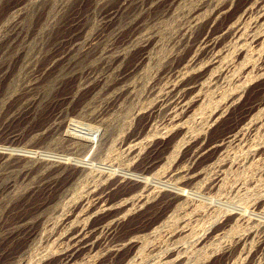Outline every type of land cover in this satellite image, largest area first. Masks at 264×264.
I'll use <instances>...</instances> for the list:
<instances>
[{
  "label": "rangeland",
  "instance_id": "rangeland-1",
  "mask_svg": "<svg viewBox=\"0 0 264 264\" xmlns=\"http://www.w3.org/2000/svg\"><path fill=\"white\" fill-rule=\"evenodd\" d=\"M81 1L0 0V264H264V0Z\"/></svg>",
  "mask_w": 264,
  "mask_h": 264
},
{
  "label": "bare ground",
  "instance_id": "bare-ground-1",
  "mask_svg": "<svg viewBox=\"0 0 264 264\" xmlns=\"http://www.w3.org/2000/svg\"><path fill=\"white\" fill-rule=\"evenodd\" d=\"M13 1H14V0H13ZM80 1H81V0H80ZM82 1H83V0H82ZM82 1H81V3H82ZM84 1H85V0H84ZM105 1H106V0H105ZM119 1H120V0H119ZM121 1H122V0H121ZM124 1H125V0H124ZM143 1L145 2L146 0H142V1H141V2H142L141 4H144ZM159 1H161V0H159ZM162 1H163V0H162ZM170 1H171V0H166V1H164V2L167 3V2H170ZM172 1H174V0H172ZM180 1H181V0H180ZM77 2H78V1H77ZM108 2H109V0H108ZM117 2H118V1H117ZM137 2H138V1H137ZM139 2H140V1H139ZM146 2H147V1H146ZM148 2H149L150 4H152V3L154 2V0H148ZM155 2H156V1H155ZM164 2H163V3H164ZM177 2H178V1H177ZM230 2H231V1H230ZM97 3H98V2H97ZM99 3H100V2H99ZM102 3H103V2H102ZM104 3H105V2H104ZM104 3H103L102 5H104ZM159 3H161V2H159ZM179 3H180V2H179ZM123 4H124V3H123ZM128 4H129V3H128ZM128 4H127V5H128ZM145 4H146V3H145ZM161 4H162V3H161ZM161 4H160V5H161ZM170 4H171V3H170ZM176 4H177V3H176ZM106 5H108V4H105V6H106ZM114 5H117V4L115 3ZM121 5H122V4H121ZM130 5H131V4H130ZM152 5H153V4H152ZM156 5H157V4H156ZM25 6H26V5H25ZM75 6H76V5H75ZM111 6H112V5H111ZM122 6H123V5H122ZM122 6H121V7H122ZM141 6H142V5H141ZM154 6H155V5H154ZM131 7H132V6H131ZM133 7H134V6H133ZM135 7H136V6H135ZM151 7H152V6H151ZM158 7H160V6H158ZM158 7H157V8H158ZM169 7H170V5H169ZM263 7H264V6H263ZM47 8H48V7H47ZM71 8H73V7H71ZM81 8H82V7H81ZM107 8H108V7H107ZM122 8L124 9L125 6L122 7ZM122 8H121V9H122ZM128 8H129V7H128ZM139 8H140V6H139ZM154 8H155V7H154ZM208 8H209V7H208ZM246 8H247V7H246ZM252 8H253V7H252ZM83 9H84V8H83ZM103 9H104V7H103ZM105 9H106V7H105ZM110 9H111V8H110ZM116 9H117V8H116ZM125 9H126V8H125ZM125 9H124V10H125ZM129 9H130V8H129ZM141 9H142V8H141ZM146 9H147V8H146ZM167 9H168V8H167ZM261 9H263V8H261ZM75 10H76V9H75ZM119 10H120V7H119L118 11H116V12L119 13ZM150 10H151V9H149V11H150ZM157 10H159V9H157ZM157 10H156V11H157ZM161 10H162V9H161ZM207 10H208V9H207ZM245 10H246V9H245ZM254 10H255V9H254ZM49 11H50V10H49ZM128 11H129V10H128ZM219 11H220V10H219ZM243 11H244V10H243ZM70 12H71V10H70ZM80 12H81V11H80ZM100 12H102V10H101ZM104 12H105V11H104ZM109 12H110V11H109ZM112 12H113V10H112ZM114 12H115V11H114ZM120 12H121V10H120ZM130 12H131V11H130ZM146 12H147V11H146ZM151 12H152V11H151ZM259 12H260V11H259ZM64 13L66 14V12H63V14H64ZM121 13H122V12H121ZM127 13H128V12H126L125 15H127ZM260 13L263 14L262 12H260ZM72 14H73V13H72ZM72 14H71V16H72ZM77 14H78V13H77ZM66 15H67V14H66ZM66 15H64V17H65ZM73 15H74V14H73ZM106 15H107V14H105L104 16H106ZM108 15H111V14L108 13ZM108 15H107V16H108ZM121 15H122V14H121ZM123 15H124V13H123ZM128 15H129V13H128ZM128 15H127V16H128ZM131 15H133V12H132ZM135 15H136V17H137V14H135ZM138 15H139V14H138ZM201 15H202V14H201ZM217 15H218V14H217ZM219 15H220V14H219ZM243 15H244V14H243ZM45 16H46V15H45ZM67 16L69 17V14H68ZM76 16H77V15H76ZM76 16H74V17H76ZM81 16H82V15H81ZM112 16H113V15H112ZM119 16H120V15H119ZM223 16H224V15H223ZM260 16H262V15H260ZM74 17H73V18H74ZM114 17H115V15H114ZM123 17H124V16H123ZM128 17H130V16H128ZM134 17H135V16H134ZM136 17H135V18H136ZM234 17H235V16H234ZM237 17H238V16H237ZM14 18H15V17H14ZM66 18H67V17H66ZM240 18H241V17H240ZM71 19H72V17H71ZM76 19H78V18H76ZM101 19H103V18H101ZM111 19H112V17H111ZM114 19H115V18H114ZM251 19H252V18H251ZM73 20H75V19H73ZM78 20H79V19H78ZM81 20H82V18H81ZM81 20H79V22H80ZM103 20H104V19H103ZM143 20H144V19H143ZM75 21H76V20H75ZM112 21H113V20H112ZM115 21H116V20H115ZM117 21H118V20H117ZM133 21H134V19H133ZM137 21H138V20H137ZM82 22H83V20L81 21V23H82ZM128 22H129V21H128ZM138 22H139V21H138ZM138 22H137V23H138ZM219 22H220V21H219ZM258 22H260V21H258ZM262 22H263V21H262ZM73 23H74V22H73ZM129 23H130V22H129ZM129 23H128V24H129ZM260 23H261V22H260ZM75 24H76V23H75ZM75 24H74V25H75ZM105 24H106V23H105ZM109 24H110V23H109ZM117 24H118V23H117ZM133 24H134V23H133ZM231 24H232V23H231ZM237 24H238V23H237ZM237 24H236V25H237ZM65 25H66V24H65ZM82 25H83V24H82ZM82 25H81V26H82ZM111 25H112V24H111ZM115 25H116V24H115ZM129 25H130V24H129ZM180 25H181V24H180ZM183 25H184V24H183ZM233 25H234V24H233ZM233 25H232V26H233ZM14 26H15V25H14ZM63 26H64V24H63ZM71 26H72V25H71ZM77 26H78V25H77ZM77 26H76V27H77ZM81 26H80V27H81ZM191 26H192V25H191ZM239 26H240V25H239ZM113 27H115V26L113 25ZM117 27H118V26H117ZM129 27H130V26H129ZM136 27H137V26H136ZM9 28H10V27H9ZM9 28H8V29H9ZM78 28H79V27H78ZM104 28H106V25H105ZM108 28H109V27H108ZM115 28H116V27H115ZM215 28H216V27H215ZM237 28H238V27H237ZM8 29H7V30H8ZM12 29H13V28H12ZM81 29H82V27H81ZM111 29H112V28H111ZM117 29H119V28H117ZM225 29H226V28H225ZM259 29H260V27H259ZM75 30H76V28H75ZM103 30H106V29H103ZM135 30H136V29H135ZM233 30H234V29H233ZM263 30H264V29H263ZM263 30H262V31H263ZM11 31H12V30H11ZM16 31H17V30H16ZM19 31H20V30H19ZM72 31H73V30H72ZM79 31H80V30H79ZM255 31H258V30H255ZM260 31H261V30H260ZM74 32H75V31H74ZM80 32H81V31H80ZM113 32H114V31H113ZM115 32H116V31H115ZM126 32H129V33H130V31H126ZM234 32H235V31H234ZM9 33H11V32H8V34H9ZM64 33H65V32H64ZM76 33H77V32H75V34H76ZM117 33H118V31H117ZM117 33H116V34H117ZM137 33H138V32H137ZM259 33H260V32H259ZM20 34H21V33H20ZM75 34H73V35H75ZM118 34H119V33H118ZM121 34H122V33H121ZM253 34H254V33H253ZM10 35H12V34H10ZM17 35H18V34H17ZM71 35H72V34H71ZM76 35H77V34H76ZM102 35H103V34H102ZM130 35H132V34H130ZM130 35H129V36H130ZM204 35H205V34H204ZM262 35H263V34H262ZM15 36H16V35H15ZM93 36H94V35H93ZM116 36H117V35H115V37H116ZM119 36H120V38L122 37V35H120V34H119ZM218 36H219V35H218ZM7 37L9 38V36H7ZM11 37H12V36H11ZM202 37H203V36H202ZM253 37H254V36H253ZM257 37H258V36H257ZM263 37H264V36H263ZM118 38H119V37H118ZM118 38H117V39H118ZM230 38H231V36H230ZM10 39H11V38H10ZM13 39H14V38H13ZM76 39H77V37H76ZM235 39H236V38H235ZM243 39H244V38H243ZM253 39H254V38H253ZM69 40H71V42H73L72 39H69ZM69 40H68V41H69ZM200 40H202V39H200ZM223 40H224V39H223ZM68 41H67V42H68ZM74 41H75V40H74ZM116 41H117V40H116ZM118 41H119V39H118ZM196 41H197V40H196ZM226 41H227V40H226ZM244 41H245V40H244ZM251 41H252V40H251ZM89 42H90V41H89ZM208 42H209V41H208ZM0 43H1V42H0ZM3 43H4V42H3ZM93 43H94V42H92V44H93ZM98 43H99V42H98ZM180 43H181V42H180ZM197 43H198V42H197ZM203 43H204V42H203ZM1 44H2V43H1ZM5 44H6V42H5ZM66 44H67V43H66ZM66 44H64V45H66ZM68 44L70 45V42H69ZM68 44H67V45H68ZM73 44H75V43H73ZM90 44H91V43H90ZM90 44H88V45H90ZM109 44H110V43H109ZM223 44H224V43H223ZM244 44H245V43H244ZM2 45H3V44H2ZM78 45H79V44H78ZM188 45H189V44H188ZM202 45H203V44H202ZM229 45H230V41H229ZM0 46H1V45H0ZM72 46H73V45H72ZM72 46H71V47H72ZM75 46H76V44H75ZM90 46H91V45H90ZM225 46H226V45H225ZM3 47H4V46H3ZM65 47H66V46H65ZM71 47H70V48H71ZM88 47H89V46H88ZM231 47H232V46H231ZM1 48H2V47H1ZM73 48H74V47H73ZM82 48H83V47H82ZM86 48H87V47H86ZM91 48H92V46H91ZM91 48H90V49H91ZM60 49H61V48H60ZM65 49H66V48H65ZM90 49H88V50H90ZM261 49H262V48H261ZM58 50H59V49H58ZM62 50H63V48H62ZM85 50H87V49H85ZM118 50H119V49H118ZM221 50H222V49H221ZM229 50H230V49H229ZM246 50H247V49H246ZM0 51H2V50H0ZM67 51H68V50H67ZM74 51H75V50H74ZM77 51H78V48H77ZM79 51H80V50H79ZM79 51H78L77 53H80ZM83 51H84V50H83ZM215 51H216V50H215ZM217 51H218V50H217ZM224 51H225V50H224ZM254 51H255V50H254ZM57 52H58V51H57ZM75 52H76V51H75ZM59 53H60V52H59ZM61 53H62V51H61ZM61 53H60V54H61ZM67 53H68V52H67ZM67 53H66V54H67ZM69 53H70V52H69ZM77 53H76V54H77ZM82 53H84V52H82ZM82 53H81V54H82ZM85 53H87V52H85ZM89 53H90V52H89ZM172 53H173V52H172ZM262 53H263V52H262ZM60 54H59V55H60ZM63 54H65V53H63ZM66 54H65V56H66ZM255 54H256V53H255ZM255 54H254V55H255ZM84 55H85V54H84ZM256 55H257V54H256ZM259 55H260V54H259ZM61 56H62V55H61ZM70 56H71V54H70ZM74 56H76V55L74 54ZM82 56H83V55H82ZM119 56H120V55H119ZM195 56H196V55H195ZM54 57H55V56H54ZM56 57H58V56H56ZM56 57H55V59H57ZM59 57H60V56H59ZM62 57H63V56H62ZM62 57H61V60H63V59L66 60L69 56H67L66 59H65V57L62 59ZM117 57H118V56H117ZM197 57H198V56H197ZM218 57H219V56H218ZM71 58H72V57H70V60H71ZM73 58H74V57H73ZM82 58H83V57H82ZM179 58H180V57H179ZM189 58H190V57H189ZM114 59H115V58H114ZM177 59H178V58H177ZM181 59H182V58H181ZM191 59H192V58H191ZM256 59H257V58H256ZM57 60H58V59H57ZM64 60H63V61H64ZM68 60H69V59H68ZM58 61H59V60H58ZM76 61H77V60H76ZM79 61H80V59H79ZM79 61H78V62H79ZM188 61H189V60H188ZM191 61H192V60H191ZM112 62H113V61H112ZM205 62H206V61H205ZM212 62H213V61H212ZM232 62H233V61H232ZM247 62H248V61H247ZM88 64H90V63H88ZM110 64H111V63H110ZM134 64H135V63H134ZM185 64H186V63H185ZM187 64H188V63H187ZM197 65H198V64H197ZM48 66H49V65H48ZM63 66H64V65H63ZM63 66H62V67H63ZM109 66H110V65H109ZM112 66H113V65H112ZM237 66H238V65H237ZM52 67H53V66H52ZM71 67H72V66H71ZM71 67H70V69H71ZM107 67H108V66H107ZM133 67H134V66H133ZM167 67H168V66H167ZM229 67H230V66H229ZM252 67H253V66H252ZM47 68H48V67H47ZM54 68H55V66H54ZM65 68H66V66H65ZM68 68H69V67H68ZM74 68H75V66H74ZM110 68H111V66H110ZM131 68H132V65H131ZM177 68H178V67H177ZM222 68H223V67H222ZM238 68H240V66H239ZM63 69H64V68H63ZM76 69H78V68L76 67ZM76 69H75V70H76ZM81 69H82V68H81ZM175 69H176V68H175ZM184 69H185V68H184ZM223 69H224V68H223ZM260 69H261V68H260ZM0 70H1V69H0ZM72 70H73V69H72ZM72 70H71V72H72ZM123 70H124V69H123ZM129 70H130V69H128L127 71H129ZM193 70H194V69H193ZM247 70H248V69H247ZM255 70H256V69H255ZM3 71H4V70H3ZM3 71L1 70V72H3ZM44 71H45V70H44ZM77 71H78V70H77ZM86 71H87V70H86ZM179 71H180V70H179ZM186 71H187V70H186ZM189 71H190V70H189ZM236 71H237V70H236ZM67 72H68V71H67ZM67 72H66V74H67ZM81 72H82V71H81ZM83 72H84V71H83ZM93 72H94V71H93ZM232 72H233V71H232ZM250 72H251V71H250ZM73 73H74V72H73ZM91 73H92V72H91ZM121 73H124V72H121ZM126 73H127V72H126ZM187 73H188V72H187ZM208 73H209V72H208ZM225 73H226V72H225ZM235 73H236V72H235ZM0 74H1V73H0ZM69 74H70V72H69ZM77 74H78V73H77ZM79 74L81 75V73H79ZM87 74H89V73H86L85 76H87ZM118 74L120 75V73H118ZM169 74H170V73H169ZM180 74H181V72H180ZM185 74H186V73H185ZM251 74H252V73H251ZM70 75H71V74H70ZM74 75H75V74H73V76H74ZM91 75H92V74H91ZM94 75H95V74H94ZM121 75L123 76V74H121ZM181 75H182V74H181ZM198 75H199V74H198ZM242 75H243V74H242ZM248 75H249V74H248ZM0 76H1V75H0ZM67 76H68V75H67ZM78 76H79V75H78ZM78 76H77V77H78ZM243 76H245V75H243ZM257 76H258V75H257ZM87 77H88V76H87ZM92 77H93V75H92ZM117 77H118V76H117ZM117 77H116V78H117ZM207 77H208V76H207ZM231 77H232V76H231ZM74 78H75V77H74ZM80 78H81V76H80ZM120 78H121V77H120ZM200 78H201V77H200ZM211 78H212V77H211ZM236 78H237V77H236ZM255 78H257V77H255ZM98 79H99V78H98ZM118 79H119V78H118ZM118 79H117V82H118ZM174 79H175V78H174ZM174 79H173V80H174ZM177 79H179V78H177ZM251 79H252V78H251ZM257 79H258V78H257ZM66 80H67V79H66ZM68 80H69V78H68ZM68 80H67V81H68ZM90 80H91V79H90ZM94 80H97V76H96V79H94ZM114 80H115V79H114ZM119 80H120V79H119ZM166 80H167V79H166ZM179 80H180V79H179ZM182 80H184V78H183ZM185 80H186V79H185ZM193 80H194V79H193ZM236 80H237V79H236ZM69 81H70V80H69ZM88 81H89V80H88ZM123 81H124V80H123ZM175 81H178V80H175ZM188 81H189V80H188ZM248 81H251V80H248ZM83 82H84V81H83ZM117 82H116V83H117ZM119 82H120V81H119ZM164 82H165V81H164ZM168 82H169V81H168ZM179 82H181V81H179ZM184 82H185V81H184ZM202 82H204V81H202ZM202 82H201V83H202ZM252 82H253V80H252ZM65 83H66V82H65ZM84 83H85V82H84ZM90 83H91V82H90ZM92 83H93V81H92ZM96 83H97V82H96ZM120 83H121V82H120ZM181 83H183V82H181ZM181 83H180V84H181ZM190 83H191V82H190ZM246 83H247V82H246ZM79 84H80V83H79ZM85 84H86V83H85ZM99 84H100V83H98V85H99ZM163 84H164V83H163ZM176 84H177V83H175L174 85H170V86L168 87V90H167L166 93L169 94L170 96H172L173 98H174L175 96H178L177 99H179V100H177V101H178V102H177V105L174 106L175 108L173 107L174 110H171V111H174L175 116L177 117V115H179V114L182 112L183 108L185 107V103L183 102V100H184L183 98H185L187 95H186V93H185L186 96L183 95L182 93H181L182 95H181V94L179 95V92H180L182 89H184V88H183L184 86H183V87H182V86H177L179 83H178L177 85H176ZM183 84H184V83H183ZM188 84H189V83H188ZM195 84H196V83H195ZM203 84H204V83H203ZM239 84H240V83H239ZM88 85H89V84H88ZM90 85H92V84H90ZM90 85H89V86H90ZM114 85H115V84H114ZM185 85H186V83H185ZM205 85H206V84H205ZM241 85H242V84H241ZM247 85H248V84H247ZM84 86L87 87L86 85H84ZM94 86H95V83H94ZM112 86H113V83H112ZM190 86H193V85L191 84ZM237 86H238V84H237ZM33 87H34V86H33ZM33 87H32V88H33ZM97 87H98V86H97ZM110 87H111V86H110ZM160 87H161V86H160ZM91 88H92V87H91ZM95 88H96V87H95ZM102 88H103V87H102ZM158 88H159V87H158ZM185 88H186V87H185ZM192 88H193V87H192ZM198 88H199V87H198ZM233 88H234V87H233ZM241 88H242V87H241ZM246 88H247V86H246ZM246 88H245V89H246ZM92 89H93V88H92ZM186 89H187V88H186ZM190 89H191V88H190ZM201 89H202V88H201ZM184 90H185V89H184ZM219 90H220V89H219ZM238 90H239V89H238ZM32 91H33V90H32ZM71 91H72V90H71ZM182 91H183V90H182ZM194 91H195V90H194ZM243 91H244V90H243ZM183 92H184V91H183ZM188 92H189V91H188ZM188 92H187V93H188ZM199 92H200V91H199ZM30 93H33V92H29V94H30ZM150 93H151V92H150ZM197 93H198V92H197ZM114 94H115V93H114ZM30 95H31V94H30ZM162 95H164V94H162ZM169 95H168V97H169ZM197 95H198V94H197ZM218 95H219V94H218ZM226 95H227V94H226ZM226 95H225V97H226ZM33 96H34V95H33ZM35 96H36V95H35ZM55 96H56V95H55ZM63 96H64V95H63ZM184 96H185V97H184ZM193 96H194V95H193ZM240 96H241V95H240ZM25 97H26V96H25ZM29 97H30V96H29ZM59 97H60V95H59ZM61 97H62V96H61ZM61 97H60V98H61ZM223 97H224V96H223ZM32 98H33V97H32ZM34 98H35V97H34ZM52 98H53V97H52ZM52 98H51V99H52ZM55 98H56V97H55ZM186 98H187V97H186ZM24 99H25V98H24ZM24 99H23V100H24ZM26 99H28V98H26ZM36 99H37V98H36ZM38 99H39V98H38ZM57 99H58V98H57ZM57 99H55V100L57 101ZM64 99H65V98H64ZM64 99H63V100H64ZM169 99H171V97H170ZM236 99H237V97H236ZM28 100H29V99H28ZM28 100H27V101H28ZM68 100H69V98H68ZM148 100H149V99H148ZM166 100H167V99H166ZM175 100H176V99H175ZM187 100H188V99H187ZM223 100H224V99H223ZM42 101H43V100H42ZM42 101L40 100V102H42ZM48 101H49V100H48ZM52 101L54 102V100H52ZM169 101H170V100H169ZM169 101H168V102H169ZM171 101H174V100H171ZM171 101H170V102H171ZM189 101H190V100H189ZM23 102H24V101H23ZM28 102H31V101L29 100ZM32 102H33V101H32ZM35 102H36V101H35ZM53 102H52V103H53ZM57 102H58V101H57ZM66 102H67V101H66ZM70 102H71V101H70ZM168 102L165 101L164 104H165V103H168ZM174 102H175V101H174ZM186 102H187V101H186ZM45 103H46V102H45ZM50 103H51V102H50ZM60 103H61V102H60ZM60 103H59V104H60ZM153 103H154V101H153ZM217 103H218V102H217ZM221 103H222V102H221ZM232 103H233V102H232ZM29 104H30V103H29ZM47 104L49 105V103H47ZM55 104H56V103H55ZM59 104H57V105H59ZM68 104H69V102H68ZM68 104H67V105H68ZM155 104H156V103H155ZM175 104H176V103H175ZM35 105H36V104H35ZM53 105H54V103H53ZM64 105H65V104H64ZM167 105H169V104H167ZM171 105H172V104H171ZM188 105H189V104H188ZM228 105H229V104H228ZM26 106H28V105H26ZM32 106H33V105H32ZM32 106H31V107H32ZM37 106H38V105H37ZM45 106H47V105H45ZM65 106H66V105H65ZM23 107H24V106H23ZM58 107H59V106H58ZM61 107H64V106H61ZM61 107H59V108H61ZM139 107H140V106H139ZM144 107H145V106H144ZM144 107H143V108H144ZM167 107L169 108V106H167ZM245 107H246V106H245ZM27 108H28V111H29V107H27ZM34 108H35V107H34ZM59 108H56V110L59 109ZM64 108H65V107H64ZM143 108H142V109H143ZM148 108H149V107H148ZM171 108H172V106L170 107V109H171ZM173 108H172V109H173ZM218 108H219V107H218ZM25 109H26V108H25ZM62 109H63V108H62ZM155 109H156V108H155ZM225 109H226V108H225ZM227 109H228V108H227ZM30 110H31V109H30ZM60 110H61V109H60ZM138 110H139V108H138ZM222 110H223V109H222ZM232 110H233V109H232ZM262 110H263V109H262ZM34 111H35V110H34ZM34 111H33V112H34ZM51 111H52V110H51ZM143 111H144V110H143ZM167 111H168V110H167ZM191 111H192V110H191ZM215 111H216V110H215ZM224 111H225V110H224ZM52 112H53V111H52ZM54 112H55V111H54ZM58 112H59V110H58ZM61 112H62V111H61ZM63 112H64V111H63ZM136 112H137V111H136ZM168 112H169V111H168ZM34 113H35V112H34ZM137 113H138V112H137ZM174 113H173V114H174ZM32 114H33V113H32ZM35 114H36V113H35ZM61 114H62V113H61ZM61 114H60V115H61ZM149 114H150V113H149ZM207 114H208V113H207ZM207 114H206V115H207ZM262 114H263V113H262ZM33 115H34V114H33ZM217 115H218V114H217ZM256 115H257V114H256ZM20 116H21V114H20ZM62 116H63V114H62ZM66 116H67V115H66ZM148 116H149V115H148ZM171 116H172V115H171ZM211 116H212V115H211ZM258 116H259V115H258ZM56 117H57V116H56ZM188 117H189V116H188ZM226 117H227V116H226ZM233 117H234V116H233ZM238 117H239V116H238ZM259 117H260V116H259ZM20 118H21V117H20ZM57 118H59V117H57ZM172 118H174V117H172ZM55 119H56V118H55ZM55 119H54V120H55ZM59 119H60V118H59ZM59 119H58V120H59ZM158 119H159V118H158ZM163 119H164V118H163ZM202 119H203V118H202ZM228 119H229V118H228ZM237 119H238V118H237ZM252 119H253V118H252ZM173 120H174V119H173ZM177 120H178V119H177ZM198 120H199V119H198ZM203 120H204V119H203ZM208 120H209V119H208ZM213 120H214V119H213ZM213 120H212V121H213ZM233 120H234V119H233ZM59 121L62 122V119L59 120ZM130 121H131V119H130ZM175 121H176V120H175ZM234 121H235V120H234ZM245 121H246V120H245ZM256 121H257V120H256ZM54 122H55V121H54ZM56 122H57V121H56ZM131 122H132V121H131ZM144 122H145V121H144ZM149 122H150V121H149ZM162 122L165 123V121H162ZM199 122H200V120H199ZM251 122H252V121H251ZM52 123H53V122H51V125H52ZM59 123H60V122H59ZM59 123L57 122V124H59ZM127 123H128V122H127ZM202 123H203V122H202ZM257 123H258V122H257ZM53 124H55V123H53ZM61 124H62V123H61ZM167 124H168V123H167ZM196 124H197V123H196ZM250 124H252V123H250ZM48 125H50V124H48ZM51 125H50V126H51ZM59 125H60V124H59ZM151 125H152V124H151ZM245 125H246V124H245ZM260 125H261V124H260ZM45 126H46V125H45ZM54 126H55V125H54ZM54 126H53V127H54ZM56 126H57V125H56ZM60 126H61V125H60ZM60 126H59V127H60ZM164 126H166V125H164ZM182 126H183V125H182ZM198 126H199V125H198ZM208 126H209V125H208ZM229 126H230V125H229ZM174 127H175V126H174ZM186 127H187V126H186ZM200 127H201V126H200ZM49 128H50V127H49ZM51 128H52V127H51ZM51 128H50V129H51ZM55 128H56V127H55ZM164 128H166V127H164ZM193 128H194V127H193ZM196 128H197V127H196ZM257 128H258V127H257ZM47 129H48V126H47L46 130H47ZM50 129H48V131H49ZM186 129H187V128H186ZM191 129H192V127H191ZM198 129H199V128H198ZM202 129H203V128H202ZM248 129H249V128H248ZM255 129H256V128H255ZM46 130H44V131H46ZM52 130H54V129H52ZM162 130H164V129H162ZM206 130H207V129H206ZM146 131H147V130H146ZM171 131H172V130H171ZM197 131H198V130H197ZM234 131H235V130H234ZM256 131H257V130H256ZM258 131H259V129H258ZM161 132H162V131H161ZM198 132H199V131H198ZM254 132H255V131H254ZM163 133H164V132H163ZM187 133H188V132H187ZM191 134H192V133H191ZM205 134H206V133H205ZM238 134H239V133H238ZM244 134H245V133H244ZM254 134H255V133H254ZM166 135H167V133H166ZM227 135H228V134H227ZM247 135H248V134H247ZM252 135H253V134H252ZM31 136H32V135H31ZM197 136H198V135H197ZM229 136H230V135H229ZM239 136H240V135H239ZM253 136H254V135H253ZM253 136H252V137H253ZM242 137H244V136H242ZM3 138H4V137H3ZM133 138H134V137H133ZM152 138H153V137H152ZM160 138H161V136H160ZM187 138H188V137H187ZM195 138H196V137H195ZM195 138H194V140H195ZM236 138H237V137H236ZM178 139H179V138H178ZM249 139H250V138H249ZM5 140H6V139H5ZM147 140H148V139H147ZM176 140H177V139H176ZM1 141H2V140H1ZM177 141H178V140H177ZM187 141H188V140H187ZM239 141H240V140H239ZM248 141H249V140H248ZM250 141H251V139H250ZM147 142H148V141H147ZM194 142H195V141H194ZM199 142H200V141H199ZM221 142H222V141H221ZM236 142H237V141H236ZM236 142H235V143H236ZM151 143H152V142H151ZM170 143H171V142H170ZM216 143H217V142H216ZM3 144H4V143H3ZM128 144H129V143H128ZM186 144H187V143H186ZM223 144H224V143H223ZM7 145H8V144H7ZM132 145H133V144H132ZM148 145H149V144H148ZM190 145H191V144H190ZM220 145H222V144H220ZM237 145H238V144H237ZM137 146H138V144H137ZM144 146H145V145H144ZM218 146H219V145H218ZM233 146H234V145H233ZM180 147H181V146H180ZM209 147H210V146H209ZM228 147H229V146H228ZM0 148H1L0 150L3 149L4 152H8V153H9V152H12V153H13L12 149H11V150H6V149H9V148H4V147H3V148L0 147ZM172 148H173V146H172ZM172 148H171V149H172ZM181 148H182V147H181ZM132 149H133V148H132ZM145 149H146V148H145ZM196 149H197V148H196ZM207 149H208V148H207ZM211 149H212V148H211ZM222 150H224V149H222ZM225 150H226V149H225ZM138 151H139V150H138ZM204 151H205V150H204ZM230 151H231V150H230ZM0 152H1V151H0ZM192 152H193V151H192ZM218 152H219V151H218ZM220 152H222V151H220ZM236 152H237V151H236ZM256 152H257V151H256ZM200 153H201V152H200ZM209 153H210V152H209ZM214 153H215V152H214ZM225 153H226V152H225ZM4 154H5V153H4ZM4 154L1 153V155H4ZM193 154H194V153H193ZM202 154H203V153H202ZM226 154H227V153H226ZM235 154H236V153H235ZM11 155H12V154H11ZM11 155H10V157H11ZM218 155H219V154H218ZM12 156H13V155H12ZM25 156H26V155H25ZM227 156H228V155H227ZM23 157H24V156H23ZM167 157H168V156H167ZM255 157H256V156H255ZM257 157H258V156H257ZM1 158H2V157H1ZM4 158H6V157H4ZM7 158H8V157H7ZM13 158H15V157H13ZM26 158H28V157H26ZM21 159H22V157H21ZM133 159H134V158H133ZM25 160H26V159H24V161H25ZM260 160H261V159H260ZM12 161H13V160H12ZM21 161H22V160H20V162H21ZM66 161H67V160H66ZM182 161H183V160H182ZM186 161H187V160H186ZM191 161H192V160H191ZM203 161H204V160H203ZM81 162H83V161H81ZM188 162H189V161H188ZM16 163H18V162H16ZM21 163H22V162H21ZM57 163H59V162H57ZM70 163H71V162H70ZM70 163H69V164H70ZM203 163H204V162H203ZM13 164H14V163H13ZM23 164H24V163H23ZM63 164H65V163H63ZM69 164H68V165H69ZM107 164H108V163H107ZM212 164H213V163H212ZM254 164H255V163H254ZM260 164H261V163H260ZM262 164H263V163H262ZM17 165H18V164H17ZM41 165H42V164H41ZM41 165H40V166H41ZM83 165L85 166V164H83ZM105 165H106V164H105ZM14 166H16V164H15ZM25 166H26V165H25ZM72 166H74V164H73ZM108 166H109V165H108ZM196 166H197V165H196ZM11 167H13V166H11ZM16 167L18 168V166H16ZM77 167H78V166H77ZM168 167H169V166H168ZM253 167H254V166H253ZM261 167H262V166H261ZM25 168H26V167H25ZM50 168H51V167H50ZM52 168H55V171H58V170L60 171V169L56 170V166H55V165H54V167H52ZM52 168H51V169H52ZM57 168H58V167H57ZM73 168H74V167H73ZM82 168H84V167H82ZM160 168H161V167H160ZM213 168H214V167H213ZM213 168H212V169H213ZM48 169H49V168H47V170H48ZM62 169H63V168H62ZM251 169H252V167H251ZM10 170H11V168H10ZM52 170H53V169H52ZM52 170H51V171H52ZM72 170H73V169H72ZM76 170H77V168H76ZM158 170H159V169H158ZM165 170H166V168H165ZM204 170H205V169H204ZM247 170H248V169H247ZM11 171H12V170H11ZM15 171H16V170H15ZM28 171H29V170H27L26 172H28ZM48 171H49V170H48ZM48 171H47V172H48ZM69 171H70V170H69ZM163 171H164V170H163ZM219 171H220V170H219ZM26 172H24V173H26ZM49 172H50V171H49ZM76 172H77V171H76ZM81 172H82V171H81ZM44 173H45V172H44ZM51 173H52V172H51ZM54 173H55V172H54ZM57 173H58V172H57ZM60 173H61V172H60ZM67 173H69V172H67ZM79 173H80V172H79ZM79 173H78V174H79ZM95 173H96V172H95ZM110 173H111V172H110ZM116 173H117V172H116ZM62 174H63V173H62ZM125 174H126V173H125ZM157 174H158V173H157ZM175 174H176V173H175ZM251 174H252V172H251ZM45 175H46V174H45ZM50 175H51V174H50ZM53 175H54V174H53ZM55 175H56V174H55ZM63 175H64V174H63ZM68 175L70 176V174H68ZM68 175H67V176H68ZM126 175H127V174H126ZM126 175H125V176H126ZM134 175H135V174H134ZM188 175H190V174H188ZM39 176H40V175H39ZM47 176H49V174H48ZM51 176H52V175H51ZM69 176H68V177H69ZM100 176H101V175H100ZM106 176H107V175H106ZM111 176H112V175H111ZM121 176H122V175H121ZM153 176H154V175H153ZM204 176H205V175H204ZM21 177H22V176H21ZM56 177H57V176H56ZM65 177H66V175H65ZM65 177H64V178H65ZM109 177H110V176H109ZM174 177H175V176H174ZM236 177H237V176H236ZM249 177H250V176H249ZM257 177H258V176H257ZM44 178H45V177H44ZM47 178H48V177H47ZM61 178H62V176H61ZM61 178H59V179H61ZM64 178H63V181L66 179V178H65V179H64ZM71 178L73 179V176H72ZM131 178H132V177H131ZM139 178H140V177H139ZM152 178H154V177H152ZM152 178H151V179H152ZM155 178H156V177H155ZM193 178H194V177H193ZM232 178H233V177H232ZM253 178H254V177H253ZM48 179H49V178H48ZM54 179H55V178H54ZM59 179H58V181H60ZM97 179H98V178H97ZM129 179H130V178H129ZM140 179H141V178H140ZM224 179H225V178H224ZM260 179H261V178H260ZM46 180H47V179H46ZM52 180H53V179L51 178V179H50V182H51ZM70 180H71V179H70ZM104 180H105V177H104ZM104 180H103V181H104ZM144 180H145V178H144ZM155 180H156V179H155ZM155 180H154V181H155ZM164 180H165V179H164ZM39 181H42V180H39ZM58 181H56V182H58ZM66 181H67V180H66ZM106 181H108V178H107ZM148 181H151V180H148ZM154 181H152V182H153V185H154V183H156V181H155V182H154ZM173 181H174V180H173ZM190 181H191V180H190ZM229 181H230V180H229ZM241 181H242V180H241ZM52 182H53V181H52ZM52 182H51V183H52ZM54 182H55V181H54ZM56 182H55V183H56ZM61 182H62V181H61ZM157 182H159V181H157ZM160 182L163 183L162 180H161ZM164 182H165V181H164ZM188 182H189V181H188ZM45 183H46V182H45ZM45 183H44V184H45ZM62 183H63V182H62ZM226 183H227V182H226ZM252 183H253V182H252ZM3 184H4V183H3ZM143 184H144V182H143ZM149 184H150V183H149ZM149 184H148V185H149ZM168 184H169V183H168ZM230 184H231V183H230ZM42 185H43V184H42ZM62 185H63V184H62ZM110 185H111V184H110ZM153 185H152V186H153ZM163 185H165V184H163ZM170 185H171V184H170ZM173 185H174V184H173ZM220 185H221V184H220ZM232 185H233V184H232ZM37 186H38V185H37ZM45 186L47 187V185H45ZM58 186H59V185H58ZM60 186H61V185H60ZM65 186H66V185H65ZM145 186H146V185H145ZM157 186H158V185H157ZM242 186H243V185H242ZM257 186H258V185H257ZM61 187H62V186H61ZM139 187H140V186H139ZM142 187H143V186H142ZM150 187H151V186H150ZM161 187H162V186H161ZM233 187H234V186H233ZM237 187H238V186H237ZM44 188H45V187H44ZM140 188H141V187H140ZM144 188H145V192H146V189H147L148 187H147V188L144 187ZM178 188H179V187H178ZM248 188H249V187H248ZM259 188H260V187H259ZM51 189H52V187H51ZM59 189H60V188H59ZM93 189H94V188H93ZM106 189H107V187H106ZM111 189H112V188H111ZM148 189H149V188H148ZM241 189H242V188H241ZM244 189H245V188H244ZM34 190H36V189H34ZM37 190H38V189H37ZM37 190H36V191H37ZM42 190H43V189H42ZM42 190H40V191H42ZM46 190H47V189H46ZM49 190H50V189H49ZM55 190H56V189H55ZM94 190H95V189H94ZM101 190H102V189H101ZM104 190H105V188H104ZM179 190H180V189H179ZM238 190H239V189H238ZM43 191H44V190H43ZM43 191H42V193H43ZM47 191H48V190H47ZM52 191H54V188L52 189ZM96 191H97V190H96ZM110 191H111V190H110ZM138 191H139L138 193L141 194V193H140V189H139ZM33 192H35V191H33ZM38 192H39V191H38ZM38 192H37V193H38ZM88 192H89V191H88ZM91 192H92V191H90V194H91ZM102 192H103V190H102ZM104 192H106V191H104ZM104 192H103V193H104ZM145 192H144V193H145ZM179 192L181 193V190H180ZM219 192H220V191H219ZM29 193H30V191H29ZM31 193H32V191H31ZM35 193H36V192H35ZM37 193H36V195H37ZM46 193H47V192H46ZM92 193H93V192H92ZM94 193H95V191H94ZM94 193H93V194H94ZM107 193L109 194V191H108ZM147 193H148V192H147ZM233 193H234V192H233ZM236 193H237V192H236ZM2 194H3V193H2ZM32 194H33V193H32ZM38 194H39V193H38ZM87 194H88V193H87ZM98 194H99V193H98ZM139 194H138V195H139ZM159 194H160V193H159ZM178 194H179V193H178ZM228 194H229V193H228ZM39 195H40V194H39ZM134 195H136V194H134ZM141 195H142V194H141ZM150 195H151V194H150ZM176 195H177V194H176ZM248 195H249V194H248ZM28 196H29V195H27L26 198H27ZM31 196H32V195H31ZM92 196L95 197L96 195H95V196L92 195ZM136 196H137V195H136ZM142 196H143V195H142ZM142 196H141L140 200L142 199ZM0 197H1V196H0ZM33 197H34V196H33ZM33 197H32V198H33ZM37 197H38V196H37ZM43 197H44V196H42V198H43ZM97 197H98V196H97ZM107 197H108V196H107ZM133 197H134V196H133ZM137 197H138V196H137ZM143 197H144V196H143ZM146 197H147V196H146ZM227 197H228V196H227ZM100 198H101V197H100ZM100 198H99V200H100ZM104 198H105V197H104ZM144 198H145V197H144ZM218 198H219V197H218ZM35 199H36V198H35ZM38 199H39V198H38ZM40 199H41V198H40ZM40 199H39L40 202H41V201L44 202V201L46 200L45 198H44L45 200H44V199L40 200ZM47 199H48V198H47ZM92 199H93V198H92ZM106 199H107V198H106ZM179 199H180V198H179ZM222 199H223V198H222ZM24 200H25V202H26V199H24ZM30 200H31V198H30ZM99 200H98V201H99ZM124 200H125V199H124ZM142 200H143V199H142ZM146 200H147V199H146ZM249 200H250V199H249ZM32 201H33V200H32ZM46 201H47V200H46ZM76 201H77V200H76ZM93 201H94V200H93ZM95 201H96V200H95ZM103 201H104V199H103ZM143 201H144V200H143ZM183 201H184V200H183ZM243 201H244V200H243ZM29 202H30V201H29ZM34 202H35V201H34ZM40 202H39V203H40ZM87 202H88V199H87ZM99 202H101V200H100ZM119 202H120V201H119ZM122 202H123V201H122ZM124 202H126V201H124ZM138 202H140V201H138ZM188 202H189V201H188ZM188 202H187V203H188ZM226 202H227V201H226ZM22 203H23V202H22ZM31 203H32V202H31ZM90 203L92 204L91 201H90ZM95 203H96V202H95ZM108 203H109V202H108ZM111 203H112V202H111ZM114 203H115V202H114ZM141 203H143V202L141 201ZM242 203H243V202H242ZM24 204H25V203H24ZM37 204H38V203H37ZM88 204H89V203H88ZM91 204H90V207L95 206L94 202H93L94 205L91 206ZM115 204H116V203H115ZM117 204L119 205V204H121V203H117ZM123 204H124V203H123ZM125 204H126V203H125ZM26 205H27V204H26ZM40 205H41V203H40ZM111 205H112V204H111ZM118 205L116 206V205L113 204L112 206H116V207H118ZM121 205H122V204H121ZM139 205H140V203H139ZM241 205H242V204H241ZM261 205H262V204H261ZM29 206H30V204H29ZM32 206H33V205H32ZM87 206H88V205H87ZM99 206H100V205H99ZM99 206H98V207H99ZM101 206H102V205H101ZM101 206H100V207H101ZM185 206H186V205H185ZM262 206H263V205H262ZM35 207H37V206H35ZM35 207H34V209H35ZM41 207H42V206H41ZM41 207H40V208H41ZM90 207H87V209L89 210ZM102 207H103V206H102ZM191 207H192V206H191ZM23 208H24V207H23ZM23 208H22V209H23ZM25 208H26V207H25ZM93 208H96V207H93ZM111 208H112V207H111ZM192 208H193V207H192ZM251 208H252V207H251ZM259 208H260V207H259ZM87 209H86V210H87ZM96 209H97V208H96ZM102 209H103V210H106V209H108V206H107V205H106V206L104 205V207H103ZM113 209H114V208H113ZM113 209H112V210H113ZM115 209H116V208H115ZM222 209H223V208H222ZM35 210H36V209H35ZM86 210H84V211H86ZM103 210H101V211H103ZM118 210H119V209H118ZM223 210H224V209H223ZM91 211H92V210H91ZM91 211L89 210V212H91ZM94 211H95V210H93L92 213H94ZM98 211H99V209H98ZM110 211H111V210H110ZM215 211H216V210H215ZM36 212H37V211H36ZM79 212H80V211H79ZM96 212H97V211H96ZM112 212H113V211H112ZM259 212H260V211H259ZM20 213H21V212H20ZM33 213H34V212H32L31 214H33ZM105 213H107V212H105ZM105 213H104V214H105ZM116 213L119 214V212H116ZM116 213H115V214H116ZM17 214H18V213H17ZM78 214H79V213H78ZM84 214H85V213H84ZM94 214H95V213H94ZM94 214H93V215H94ZM98 214H99V213H98ZM100 214H101V213H100ZM102 214H103V213H102ZM104 214H103V215H104ZM109 214H110V213H109ZM115 214H114V215H115ZM25 215H26V214H25ZM27 215H28V214H27ZM89 216H90V214L88 215V219H89ZM91 216H92V215H91ZM96 216H97V215H96ZM111 216H112V215H111ZM23 217H25V216H23ZM26 217H27V216H26ZM94 217H95V216H94ZM118 217H119V215H118ZM184 217H185V216H184ZM27 218H29V217H27ZM78 218H79V217H78ZM84 218H86V217H84ZM119 218H120V217H119ZM119 218H118V219H119ZM23 219H24V218H23ZM23 219H22V221H23ZM25 219H26V218H25ZM79 219H80V218H79ZM88 219L86 218L85 221H87ZM93 219H94V218H93ZM108 219H109V218H108ZM116 219H117V217H116ZM14 220H15V218H14ZM27 220H28V219H27ZM109 220H110V219H109ZM119 220L121 221V219H119ZM88 221H89V220H88ZM96 221H97V219H96ZM115 221L117 222V220H115ZM226 221H227V220H226ZM248 221H249V220H248ZM254 221H255V220H254ZM8 222H9V221H8ZM122 222H123V221H122ZM223 222H224V221H223ZM238 222H239V221H238ZM17 223H19V222H17ZM70 223H71V222H70ZM77 223H79V221H77ZM77 223H75V224H77ZM90 223H91V220H90ZM90 223H89V224H90ZM98 223H99V222H98ZM110 223H113V222L110 221ZM229 223H230V222H229ZM229 223H228V224H229ZM75 224H74V225H75ZM80 224H81V223H79V224H77V225H80ZM94 224H95V223H94ZM100 224H102V223H100ZM176 224H177V223H176ZM1 225H2V224H1ZM10 225H11V224H10ZM103 225H104V224H103ZM103 225H102V226H103ZM19 226H20V225H19ZM33 226H34V225H33ZM83 226H84V225H83ZM85 226H86V225H85ZM112 226H113V225H112ZM114 226H117V224L114 225ZM120 226H121V225H120ZM122 226H123V225H122ZM122 226H121V227H122ZM9 227H10V226H9ZM76 227H77V226H76ZM110 227H111V226H110ZM121 227H118V226H117L116 228H121ZM212 227H213V226H212ZM221 227H222V226H221ZM5 228H6V227H5ZM20 228H21V227H20ZM70 228H71V227H70ZM70 228H68V230H69ZM81 228H82V229H81ZM87 228H89V227H87ZM87 228H86V229H87ZM100 228H101V227H100ZM24 229H25V228H24ZM78 229H79V228H78ZM86 229H84L83 227H80V230H81V231L86 230ZM104 229H105V228H104ZM106 229H107V228H106ZM106 229H105V230H106ZM109 229H111V228H109ZM221 229H222V228H221ZM26 230H27V229H26ZM26 230H25V232H26ZM31 230H32V229H31ZM31 230H30V231H31ZM33 230H34V229H33ZM88 230H89V229H88ZM96 230H97V227H96ZM101 230H102V229H101ZM107 230H108V229H107ZM111 230H113V228H112ZM111 230H109V231H110V234H111ZM115 230H116V229H115ZM118 230H119V229H118ZM172 230H173V229H172ZM185 230H186V229H185ZM30 231H29V232H30ZM77 231H78V230H77ZM86 231H87V230H86ZM89 231H90V230H89ZM94 231H95V230H93V232H94ZM103 231H104V230H103ZM120 231H121V230H120ZM120 231H119V232H120ZM220 231H221V230H220ZM68 232H69V231H68ZM72 232H74V229H73ZM84 232H85V231H84ZM91 232H92V231H91ZM97 232H99V231H97ZM21 233H22V231H21ZM27 233H28V231H27ZM56 233H57V232H56ZM70 233H71V231H70ZM105 233H106V232H105ZM105 233H104V235H106ZM107 233H108V232H107ZM234 233H236V232H234ZM251 233H252V232H251ZM85 234H87V233L85 232ZM88 234H89V233H88ZM114 234H115V233H114ZM118 234H120V233H118ZM118 234H117V235H118ZM15 235L17 236V234H15ZM23 235H24V234H23ZM23 235H22V236H23ZM27 235H28V234H27ZM70 235H71V234H70ZM78 235H79V234H78ZM92 235H93V234H92ZM95 235L98 236L97 233H96ZM101 235H102V233H101ZM234 235H235V234H234ZM239 235H240V234H239ZM247 235H248V234H247ZM3 236H4V235H3ZM16 236H15V237H16ZM28 236H29V235H28ZM30 236H31V235H30ZM30 236H29V237H30ZM63 236H64V235H63ZM73 236H74V235H73ZM93 236H94V235H93ZM262 236H263V235H262ZM9 237H10V236H9ZM12 237H13V236H12ZM15 237H13V238H15ZM78 237H79V236H78ZM84 237H85V236H84ZM87 237H88V236H87ZM109 237H110V235H109ZM117 237H118V236H117ZM117 237H116V238H117ZM231 237H232V236H231ZM238 237H239V236H238ZM26 238H27V237H26ZM74 238H76V237H74ZM79 238H80V237H79ZM81 238H82V237H81ZM85 238H86V237H85ZM85 238H84V239H85ZM96 238H97V237H95L94 239H96ZM103 238H104V237H103ZM106 238H107V237H106ZM114 238H115V235H114ZM253 238H254V237H253ZM16 239H17V238H16ZM71 239H72V238H71ZM76 239H78V238H76ZM84 239H82V241H83ZM97 239H98V238H97ZM97 239H96V240H97ZM104 239H105V238H104ZM111 239H112V238H111ZM231 239H232V238H231ZM47 240H48V239H47ZM67 240H68V239H67ZM74 240H75V239H74ZM80 240H81V239H80ZM99 240H100V239H99ZM99 240H98V241H99ZM124 240H125V239H124ZM127 240H128V239H127ZM71 241H72V240H71ZM77 241H78V240H77ZM87 241H88V239H87ZM94 241H95V240H93V242H94ZM106 241H108V240L106 239ZM128 241H130V239H129ZM128 241H126V242L128 243ZM228 241H229V240H228ZM228 241H227V242H228ZM5 242H6V241H5ZM24 242H25V241H24ZM83 242H84V241H83ZM85 242H86V241H85ZM89 242H90V241H89ZM89 242H88V243H89ZM91 242H92V241H91ZM117 242H118V241H117ZM130 242H131V241H130ZM130 242H129V244H130ZM10 243H11V241H10ZM52 243H53V242H52ZM66 243H67V242H66ZM73 243H74V242H73ZM79 243H80V242H79ZM118 243H119V242H118ZM256 243H257V242H256ZM2 244H3V243H2ZM5 244H6V243H5ZM7 244H8V243H7ZM68 244H69V243H68ZM68 244H67V245H68ZM89 244H90V243H89ZM113 244H115V243H113ZM113 244H110V247H111V245H113ZM116 244H117V243H116ZM116 244H115V245H116ZM226 244H227V243H226ZM70 245H71V244H70ZM72 245H74V244H72ZM72 245H71V246H72ZM75 245H76V244H75ZM75 245H74V246H75ZM85 245L88 246V244H85ZM103 245H105V244H103ZM107 245H108V244H107ZM115 245H114V246H115ZM120 245H121V244H120ZM124 245H125V244H124ZM124 245H123V246L121 245V246L124 248ZM254 245H255V243H254ZM95 246H96V245H95ZM98 246H99V245H98ZM108 246H109V245H108ZM108 246H107V247H108ZM147 246H148V245H147ZM231 246H232V245H231ZM78 247H79V246H78ZM78 247H77V249L75 250V251H77V252H78ZM96 247H97V246H96ZM110 247H109V251H110ZM74 248H75V247H74ZM94 248H95V247H94ZM94 248H93V249H94ZM104 248H105V247H104ZM80 249H81V248H80ZM80 249H79V250H80ZM84 249H85V248H84ZM105 249H106V248H105ZM111 249H112V248H111ZM234 249H235V248H234ZM64 250H65V249H64ZM81 250H83V249H81ZM89 250L91 251V249H89ZM113 250H114V249H113ZM116 250H117V249L115 248L114 251H116ZM119 250H120V249H119ZM119 250H117V251H119ZM121 250H122V248H121ZM143 250H144V249H143ZM86 251H87V250H86ZM178 251H179V250H178ZM65 252H66V251H65ZM79 252H80V251H79ZM106 252L108 253L107 250H106ZM106 252H104V253L106 254ZM170 252H171V251H170ZM52 253H53V252H52ZM85 253H87V252H85ZM85 253H83V255H84ZM168 253H169V252H168ZM180 253H181V252H180ZM61 254H62V253H61ZM65 254H66V253H65ZM108 254H110V253H108ZM108 254H106V255H108ZM183 254H184V253H183ZM72 255H73L72 253L69 254V256H72ZM134 255H135V254H134ZM48 256H49V255H48ZM50 256H51V255H50ZM63 256H65V255H63ZM79 256H80V255H79ZM84 256H85V255H84ZM109 256H110V255H109ZM174 256H175V255H174ZM67 257H68V256H67ZM81 257L84 258L82 255H81ZM90 257H91V256H90ZM164 257H166V256H164ZM180 257H181V256H180ZM62 258H64V257H62ZM68 258H69V257H68ZM66 259H67V258H66ZM69 259H70V258H69ZM76 259H77V258H76ZM77 260H78V259H77ZM66 261H67V260H66ZM66 261H65V262H66ZM68 261H69V260H68ZM94 261H95V260H94ZM175 261H176V259H175ZM69 262H70V261H69ZM165 262H166V261H165ZM63 263H64V262H63ZM66 263H67V262H66ZM109 263H110V262H109ZM4 264H5V263H4ZM64 264H65V263H64ZM68 264H70V263H68ZM162 264H164L163 261H162Z\"/></svg>",
  "mask_w": 264,
  "mask_h": 264
}]
</instances>
